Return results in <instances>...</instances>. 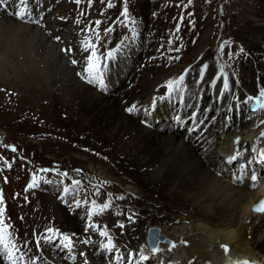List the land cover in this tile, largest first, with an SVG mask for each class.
Returning a JSON list of instances; mask_svg holds the SVG:
<instances>
[{
	"label": "bare ground",
	"instance_id": "6f19581e",
	"mask_svg": "<svg viewBox=\"0 0 264 264\" xmlns=\"http://www.w3.org/2000/svg\"><path fill=\"white\" fill-rule=\"evenodd\" d=\"M9 2L6 3L8 10L4 7L3 11L0 6V24H10L7 30L0 28V53L5 54V58L0 59V68L3 69L0 75L3 81L12 80L15 83V86L10 84L7 92L18 95L15 92L17 88L29 86L28 90L41 89L43 96L50 94L52 99L61 102L69 99L74 104L84 102L94 112L92 120L101 119L100 125L106 131L103 133L105 141L113 143L111 156L104 159L107 173L102 170L103 167L90 164L89 172L103 186H100L102 190H98V194L89 197V201L95 199L103 203L117 198L111 209L102 213L106 222L102 227H108L117 245L115 252L125 257L121 264H141L140 254L152 256L148 247L152 240L149 238L151 228L159 230L162 240H172L177 244L185 240L188 243L186 247H178L171 253L168 245L161 243L162 253L156 259H150L148 264H189V261L211 264L214 255L224 257V264H231L232 260L238 258L263 261L264 216L252 213L248 223L240 227L235 213V200L239 194L255 197L258 192L247 188L250 178L239 191L232 183L234 177L238 176V165L247 162L252 155L249 151L244 155L242 151L237 161L225 163L235 147L231 141L237 135L242 137V146H251L262 130H253L252 123L245 119L249 114L247 96L259 94L257 78L264 86V9L257 16L252 11L262 6L261 0H170L166 10H159L160 17L155 22L157 27L152 29L156 45L145 46L147 42L139 40L138 48L145 47L147 54L141 66L130 75L121 98L109 94L111 84L112 89H118L125 83L134 59H131V66H125L124 73L119 71L117 76L113 75L117 63L110 61L112 73L106 71L105 86H100V93L88 85H81V78L74 74L76 68L70 63L71 56L64 57L61 49V52H57V47L55 50L48 46L49 33L46 31L53 26L43 29L29 22L30 26L24 24L14 15L10 17L7 12L14 13L16 9L12 6L8 8ZM34 2L39 8L41 0ZM158 2L161 8L164 2ZM24 7L34 10L32 5ZM235 12L239 14L232 16ZM43 14V11L38 13L35 10L33 18ZM162 25L165 27L162 28ZM111 28H115V25ZM177 28L180 29L179 33L176 32ZM115 31L113 29L112 33ZM49 32L52 34L53 30ZM161 32L164 34L160 39ZM115 34L118 38V33ZM166 37L172 39L171 45L165 43ZM112 39L111 34L107 51L113 50ZM176 48L178 52L174 51ZM15 53L19 54L13 55ZM249 53L257 64L256 69L254 61L250 62L248 58ZM203 64L211 67L204 77H200L199 69ZM220 64L225 65L232 84L228 94L218 96L222 83L217 82L214 86L211 80L214 72L218 74ZM185 70L188 76L183 92L169 99L164 86L169 79H177ZM38 94L40 98L41 93ZM162 95L165 97L163 100L159 99ZM23 97L24 102L26 99ZM153 97L157 98L154 108ZM208 97L211 98L207 101ZM238 99L245 103H237ZM133 104L140 111L130 115L126 109ZM201 106L205 108L203 111H200ZM188 107L189 114L183 116ZM144 108L150 111L145 113ZM230 108L232 111H229ZM240 109L242 111L237 114ZM210 112L213 114L207 119ZM229 117L236 122L232 131L231 126L226 124ZM259 118L258 114L256 119ZM184 125L190 131L188 137L181 135ZM196 129H200L199 133L193 136ZM263 168L259 167V170ZM218 172L222 175H217ZM115 176L119 179H115ZM44 188L45 191L51 189L50 186ZM112 190H115L113 198L103 196L104 192L107 194ZM121 195L124 196L123 201L118 199ZM11 210L7 211L8 217H12ZM118 212H134L137 215L133 222H129L126 215L117 216ZM12 222L17 241L22 242L31 235L32 244L36 239H42L41 235L35 233L52 227L49 224L45 227L39 220L25 225L12 217ZM73 222L70 225L65 223L68 226L66 230L76 237L81 226ZM121 222L125 224L124 229L117 226ZM90 235L92 240L88 248L82 250L85 255H70H77L83 263L86 259L87 264H116L113 253L103 248L106 239L91 230ZM212 239L218 243L209 251V241ZM220 243L229 246L231 251L228 256L219 250ZM52 249L56 255L50 257L55 258L58 248ZM102 255L108 257L100 261Z\"/></svg>",
	"mask_w": 264,
	"mask_h": 264
},
{
	"label": "rangeland",
	"instance_id": "374dc122",
	"mask_svg": "<svg viewBox=\"0 0 264 264\" xmlns=\"http://www.w3.org/2000/svg\"><path fill=\"white\" fill-rule=\"evenodd\" d=\"M161 1L164 3L160 8V6H158V0H130V19L135 21V38H131L130 32L133 25L129 24L126 27L120 23L121 18L119 13L123 7L122 0H112L114 7L111 9L107 7L108 0H104V3H101L100 0H94L91 7L87 5L86 0L85 3L79 7L73 3V0H41L39 8L34 0H28V2L24 5H20L19 0H10V2L9 0H5V3L9 2L8 8L12 6L11 8L15 9H17L18 5L21 7L32 5L34 8V10L32 9L33 14L35 10L38 11V13L43 11L44 14L41 17L44 19L41 20L39 25H33L39 26V28L43 29H48L53 26V28H49V30H53V33L51 35H47V40L49 41L48 46L54 48L55 50V47H57V52L60 51L59 49H63L65 47H71L73 49L78 48L80 40L83 39L84 35L80 31V28L86 27L88 23H91L96 19L102 20L101 47L97 51L98 53L107 52L110 47L108 38L112 34L114 37V39L111 40V45L113 46L112 51L117 53L115 59L113 60L117 63L115 65V72L113 75L117 76L119 71L124 73L126 70L125 66H131V59H134L131 70L129 69L130 71L128 70L127 72L129 78L125 80V83L118 89H112L113 85L111 84L112 91H110L109 94L117 95L116 97L121 98L122 93H124L128 86L130 75L141 66V63L147 54V49L145 47L143 49L138 48L139 40H145L147 42L145 46L151 45L152 47L156 45L152 29L157 27L155 22L160 17L159 10H166L170 0ZM261 2L262 6L260 8H250L253 12L257 13L256 16L260 14L262 9H264V0H261ZM4 7L5 6H2L3 11H5ZM82 11L88 13L89 15L87 17L80 16V12ZM101 12H103L104 15H100ZM7 13L10 17L13 16L11 11H8ZM238 14L239 13L235 12L232 16H237ZM60 17H65L66 20L61 21L59 19ZM75 20H80L81 24L79 26L76 25ZM24 24L29 25L27 21H24ZM114 25L115 28L113 29H116L114 33H112L113 31L110 34L105 32L107 27H113ZM163 27H165V25H162V28ZM49 30H47L46 33H50ZM116 32L119 35L118 38L117 34H115ZM161 34L162 36L160 39L163 37L164 33L161 32ZM57 35L62 38L59 43L54 39ZM125 36H129L130 39L125 41ZM93 39H95L94 36ZM164 41L166 44L171 45L169 41L172 42V39L166 37ZM161 47L162 45H160V48ZM62 54L65 55L63 51ZM87 55V53L74 52L73 55H70V58H76L78 61H81V57H86ZM66 56L67 55L64 57ZM258 56L260 57L261 53H259ZM248 58L250 59V62L254 61L253 63L256 69L257 64L250 53L248 54ZM128 60H130L129 63ZM73 67L76 68V72H74V74L79 72V70L81 73L83 72L82 66ZM109 67L110 62L108 63L107 73L111 74L112 72L110 73ZM229 80L230 84H232L230 74ZM81 81V85H88L95 91L97 89L99 93L101 92V90H99L100 86L89 85L82 79ZM13 82L14 81L12 80L8 82H5V80L3 81L0 75V89H3V91H0V188H2L5 193L6 206L8 205L7 211L12 209L11 214L9 212L10 216H12L17 222H21V224L26 225V223H34V221L39 220L45 224V227L48 224L52 227L55 226L57 230L59 229V231L65 235H69V232L66 230L68 227L66 224L69 223L70 225V223L74 221L73 223L81 226H79V231L75 237L78 241L80 240L76 243L77 246L75 245L76 253L78 254L79 252H82L83 249H87L89 246V244H83V240L87 238L91 241L92 236L90 235V231L86 235L82 234L86 223V209L83 207L77 209L70 205H74V201L77 199L89 200L91 195L97 193L98 190H102L100 186H103V183L100 180L97 181V179L92 176L89 172V167L90 164L101 168L103 167L102 170L107 173L108 167L104 162V159L111 156L113 143L105 141L103 133L106 131L103 129L104 127L100 125L101 119L95 118L92 120L94 112L86 107V103L80 101V103L77 102L74 104V101L71 99L61 102L57 99H52L50 94H46L44 97L42 95L43 90L38 89L36 91H31L28 90L29 86H25L21 89L17 88V91L15 92L18 95L13 93L10 94L7 92V89L10 84L11 86H15L13 85L15 84ZM262 85L263 84L260 83V79L257 78L258 91L260 88L264 87ZM243 91L245 92V90ZM38 93H41L40 98ZM56 96L57 94L55 95V98ZM21 97L26 100L23 102ZM210 98L211 97H208L207 101ZM246 106L245 111L247 112L248 109ZM200 108V111L205 109L204 106H201ZM189 109L190 108L188 107L183 116H187L189 114ZM212 114L213 112H210L207 119H209ZM186 127L187 126L184 125V129L182 128L183 131L181 130V135L188 137L190 131L186 130ZM235 127L236 126H231L230 130L232 131ZM199 130L196 129L193 136L196 133H199ZM109 132L110 130L108 133ZM7 145L15 146L18 151L16 153L11 152L9 148L5 147ZM85 149H87V151H85ZM245 150L247 153V148H245ZM246 153L244 154L246 155ZM22 157H26L27 160L22 161ZM5 161L12 164L11 169L7 167ZM41 168H58L60 171H67L69 173V177L65 179L63 185H60V187L57 188L54 185L45 183L44 181L49 178L54 181H58L61 177L53 175L52 173H40L39 170ZM75 169H82V172L77 174L74 171ZM32 174L37 175L40 180V184L35 190L25 191L27 183L31 181ZM5 177L7 178V183H4ZM72 179H81L83 181L78 192L75 194L71 192V189L74 187L71 184ZM115 179L119 178L115 176ZM44 186H50L51 189L45 191ZM65 186L70 189L67 196H65L62 191V188ZM116 190L118 191L119 189ZM112 191L113 192L107 194L104 192L103 196L113 198L115 196V190ZM11 194L13 195L10 196ZM25 198L28 201L27 203L25 202ZM103 215L104 214H100L93 217V223H97L101 226L103 223L106 224L103 219ZM12 217H10L11 225H13ZM21 217H23V219H21ZM25 239H29V243H33L31 235L26 236ZM57 252L58 255L55 258H52L50 257L51 255H56L54 254V250L52 247L49 248L48 246H44L40 251V255L42 256L40 264H84L83 260L79 261L78 258L73 260V262H70V254L66 255L59 249H57ZM106 257L108 256L102 255L99 260L103 261ZM253 260L255 264H262V262H264V259L263 261Z\"/></svg>",
	"mask_w": 264,
	"mask_h": 264
},
{
	"label": "snow or ice",
	"instance_id": "6c2138e0",
	"mask_svg": "<svg viewBox=\"0 0 264 264\" xmlns=\"http://www.w3.org/2000/svg\"><path fill=\"white\" fill-rule=\"evenodd\" d=\"M20 5H24L28 2V0H19ZM87 5L89 7L92 6L94 0H86ZM101 3H104V0H100ZM73 3L79 7L85 3V0H73ZM122 10L119 13L121 18L120 23L125 25L135 24V21L130 19V9L129 4L130 0H122ZM0 6H5L7 10V5L5 0H0ZM107 7L109 9L113 8L114 5L112 0H108ZM14 17L19 21H27L34 25H39L43 17H35L33 18V11L29 10L26 7H21L18 5L16 11L13 13ZM89 14L86 12H80V16L87 17ZM100 15H104L103 12ZM61 21H65V17H60ZM76 25H80V20H75ZM103 21L100 19H96L91 23H88L86 27H81L80 31L84 34L83 39L80 40L79 47L73 49L71 47H65L61 49L65 53V55H73L74 52H81L87 53L86 57L82 56L81 61H78L76 58L71 59L70 63L73 66H82L83 72H77V76H79L82 80L86 81L89 85H97L105 86V73L107 71L108 63L113 61L116 57V52L111 50L107 51L106 53H98L97 49L101 47V25ZM113 28L107 27L105 32L111 33ZM131 38H135V27L133 26L130 29ZM176 32L179 33L180 29L177 28ZM51 35V33H49ZM93 36L95 39H93ZM54 39L59 43L61 41V36L57 35ZM129 36H125L124 40H129ZM169 43H172L169 41ZM223 50V49H222ZM174 51H179L178 48L174 49ZM176 57H174L175 59ZM211 66L208 64H203L199 69V76L204 77L206 70H208ZM188 76V71L185 70L183 74H181L177 79H169L164 86L167 92V96L171 99L173 96L178 95L183 92V85L186 81V77ZM217 82L222 83V91L218 92V96L226 95L231 91L230 88V80H229V73L225 71V65L220 64L218 74L214 72V78L211 80V83L215 86ZM3 91V89H0ZM234 95V92L232 93ZM165 97L162 95L159 99L163 100ZM230 98V97H229ZM247 107L250 109L249 114L245 117L246 120L252 123L253 130L262 129L259 132V136L251 146H242V137L237 135L232 144L235 147L232 149V154L228 156L225 163L231 164L238 160L244 148L247 147V150L253 157V161L259 166L264 167V87L259 89V94L257 96L249 95L246 98ZM157 103V98L153 97L152 100V107L154 108ZM237 103L243 105L245 102L237 100ZM140 111L137 105L133 104L126 109L128 114H134ZM143 111L148 113L150 111L149 108H144ZM232 111V108L229 109ZM242 111V109L238 110V113ZM259 114L260 118L256 119L257 115ZM226 124L229 126H236V122L232 120L231 117L226 121ZM243 131V128L240 129ZM10 149L11 152L16 153L18 150L15 146L7 145L5 146ZM87 151V149H85ZM22 161H26V157L21 158ZM250 161L249 163H252ZM7 167L11 169L12 164L8 161H5ZM247 165L245 169L241 170V174L232 181L235 185L236 190L239 191L243 186L246 185V181L249 178V171L247 169ZM259 167L250 170V183H247V188L249 190H255L260 187L261 183H264V176H259L258 171ZM40 173H52L58 177H61L60 180L54 181L52 179H46L44 182L49 185H54L57 188L60 185L64 184L66 178L69 177V173L67 171H60L57 169H49V168H41ZM77 174L82 172V169H75L74 170ZM217 175H222V173L218 172ZM7 178L5 177L4 183H7ZM83 183L81 179H72L71 184L74 186L71 189L72 193H77L79 190L80 185ZM40 184V180L38 179L36 174H32L31 181L27 183L25 191L35 190ZM63 193L65 196L69 193L70 189L68 187L62 188ZM98 194V193H97ZM19 195V194H17ZM117 198H113L108 200L107 202L98 203L95 199L89 201L87 199L84 200H75L74 206L75 208L79 209L81 207L86 209L85 217L86 223L83 230L84 235H86L90 230L95 231L99 234V236L104 237L106 239V243L103 244V248L106 252L113 253V258L116 264H121V261L125 259L120 253L115 252L117 245L113 242V238L109 233L108 227L104 225L103 227L97 223H93V217L98 216L104 213L106 210H110L114 200ZM119 200L123 201L124 196L121 195L118 197ZM25 202L27 203V199L25 198ZM253 214L258 216H264V200L259 201L256 206L252 209ZM117 216H124L126 215V219L129 222H133L134 217L137 215L136 213L126 214L124 212L116 213ZM23 219V217H21ZM10 217L7 216V206H6V198L5 193L2 188H0V264H40L41 256L40 251L44 246L56 247L61 252L66 255L76 253V243L79 242L77 238H75V234L73 235H65L61 233L54 227L46 228L42 233H35L34 235H41L42 239H36L34 244H30L27 239L23 240L22 242L17 241V236L14 233V226L11 225L8 221ZM120 229L125 228L124 223H119L117 225ZM91 241L89 239H84L83 244L88 245ZM161 243H165L168 245V251L171 253L173 250H176L178 247H186L187 241L180 240L179 244L172 240H162L159 236L158 230L153 231L152 235V243L150 244L152 256L149 257L148 255L140 254L139 261L141 264H148L150 259H156L162 253L163 249L160 247ZM31 250L32 254L30 255L29 252ZM219 250L223 252L225 256H228L230 253V248L227 244L221 243L219 244ZM83 252H79L78 256H84ZM129 255L135 256V254L130 253ZM69 258L72 260L77 259V255H69ZM84 264H87V260H84ZM189 264H195L194 261H189ZM231 264H255L254 261L249 259H235L231 261ZM264 264V262H262Z\"/></svg>",
	"mask_w": 264,
	"mask_h": 264
},
{
	"label": "clouds",
	"instance_id": "9594fccd",
	"mask_svg": "<svg viewBox=\"0 0 264 264\" xmlns=\"http://www.w3.org/2000/svg\"><path fill=\"white\" fill-rule=\"evenodd\" d=\"M10 27L9 22H3L2 24H0V28H3L4 30H7ZM19 53H15L13 55H18ZM5 58V54L0 53V59H4ZM3 69L0 68V71H2ZM257 198L259 199V201L264 200V186H262L259 191L256 193V196L253 197L251 195H247V194H239L236 197L235 200V213H236V218L238 220V224L240 227H242L243 225L247 224L251 215H252V209L256 206V200ZM216 243H218L217 240L212 239L209 241V251H211ZM221 244V243H220ZM211 264H224V257H217V256H213L212 262Z\"/></svg>",
	"mask_w": 264,
	"mask_h": 264
},
{
	"label": "water",
	"instance_id": "95a60500",
	"mask_svg": "<svg viewBox=\"0 0 264 264\" xmlns=\"http://www.w3.org/2000/svg\"><path fill=\"white\" fill-rule=\"evenodd\" d=\"M154 230H158V229H156V228H151V229L149 230V238H150V239H152V235H153V231H154ZM158 232H159V230H158ZM159 236H160V235H159ZM150 242L152 243V240H150L149 243H150ZM151 243H150V244H151Z\"/></svg>",
	"mask_w": 264,
	"mask_h": 264
}]
</instances>
